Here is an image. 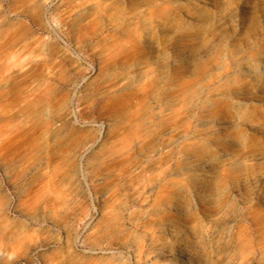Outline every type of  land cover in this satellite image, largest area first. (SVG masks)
<instances>
[{"label": "rangeland", "instance_id": "374dc122", "mask_svg": "<svg viewBox=\"0 0 264 264\" xmlns=\"http://www.w3.org/2000/svg\"><path fill=\"white\" fill-rule=\"evenodd\" d=\"M249 1L0 0V264H264Z\"/></svg>", "mask_w": 264, "mask_h": 264}, {"label": "bare ground", "instance_id": "6f19581e", "mask_svg": "<svg viewBox=\"0 0 264 264\" xmlns=\"http://www.w3.org/2000/svg\"><path fill=\"white\" fill-rule=\"evenodd\" d=\"M250 1L249 0H241V6H249ZM166 234L168 236L174 237L172 238V242L169 243L168 246L164 247L162 251L160 252L161 256H172L175 257L178 262H186V263H192V257L190 253L182 246L181 242L179 241V238H177V234L175 230L172 227H168L166 229ZM178 264V263H173Z\"/></svg>", "mask_w": 264, "mask_h": 264}]
</instances>
